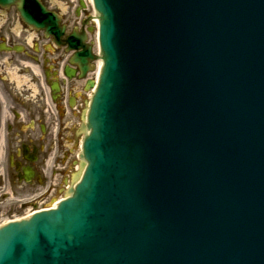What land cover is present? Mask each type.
Returning a JSON list of instances; mask_svg holds the SVG:
<instances>
[{
    "label": "water",
    "instance_id": "95a60500",
    "mask_svg": "<svg viewBox=\"0 0 264 264\" xmlns=\"http://www.w3.org/2000/svg\"><path fill=\"white\" fill-rule=\"evenodd\" d=\"M94 3L85 169L57 209L0 226V264H264V0Z\"/></svg>",
    "mask_w": 264,
    "mask_h": 264
},
{
    "label": "flooded vegetation",
    "instance_id": "af4514ba",
    "mask_svg": "<svg viewBox=\"0 0 264 264\" xmlns=\"http://www.w3.org/2000/svg\"><path fill=\"white\" fill-rule=\"evenodd\" d=\"M32 31L15 8L0 10V204L16 200L0 207V219L26 212L31 204L22 201L43 190L59 191L67 132L73 110L79 112L74 97L85 92L79 67L70 64L73 53Z\"/></svg>",
    "mask_w": 264,
    "mask_h": 264
},
{
    "label": "rangeland",
    "instance_id": "374dc122",
    "mask_svg": "<svg viewBox=\"0 0 264 264\" xmlns=\"http://www.w3.org/2000/svg\"><path fill=\"white\" fill-rule=\"evenodd\" d=\"M48 4L54 8L55 10L61 12L63 15H64V18L65 19H68V21H72L73 24L71 25H76L77 22L80 21V19H76L74 14H75V9H76V5H79V0H48ZM67 1V2H66ZM85 3L88 4L87 6V10L84 12L85 15L89 14L92 12V9L89 7V0H85L84 1ZM75 18V19H74ZM79 25V24H78ZM96 30L92 31L90 34H89V40L94 44L95 41H96ZM77 122V121H76ZM72 125H70V129L69 131L67 132V136H71L72 135V128L75 124V119L73 118L72 119ZM79 123H77L75 125L78 126ZM74 127V128H75ZM81 138L82 136H80L77 141H72L70 144H69V147H66L65 148V152L67 153L66 149H69V153H67L68 155V158L65 159V167H67L65 169V182L68 180L69 178V172H70V167L72 166V163L70 164V161L73 159H76V156H77V153L79 152V149H80V142H81ZM72 168V167H71ZM3 192H0V200L2 199V195ZM11 202V201H10ZM10 216V215H9ZM12 216V215H11Z\"/></svg>",
    "mask_w": 264,
    "mask_h": 264
}]
</instances>
